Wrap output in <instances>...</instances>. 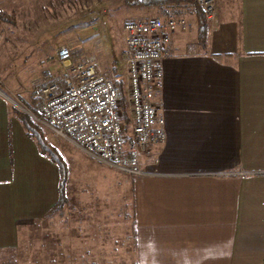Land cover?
Here are the masks:
<instances>
[{"label":"crops","instance_id":"obj_1","mask_svg":"<svg viewBox=\"0 0 264 264\" xmlns=\"http://www.w3.org/2000/svg\"><path fill=\"white\" fill-rule=\"evenodd\" d=\"M216 1L203 46L192 17L172 35L141 176L64 141L55 210L59 170L0 98V264L46 229L65 264H264V0Z\"/></svg>","mask_w":264,"mask_h":264},{"label":"built area","instance_id":"obj_2","mask_svg":"<svg viewBox=\"0 0 264 264\" xmlns=\"http://www.w3.org/2000/svg\"><path fill=\"white\" fill-rule=\"evenodd\" d=\"M195 2L206 22L216 24L217 1ZM186 28V20L175 16L123 25L127 126L122 122L116 79L100 73L92 56L71 64V51L66 47L57 51V59L64 66L60 82L50 81L35 91L40 107L34 119L55 137L108 169L131 177L143 175L141 154L166 138L164 120L154 105L161 86L160 63L169 55L172 35Z\"/></svg>","mask_w":264,"mask_h":264},{"label":"rangeland","instance_id":"obj_3","mask_svg":"<svg viewBox=\"0 0 264 264\" xmlns=\"http://www.w3.org/2000/svg\"><path fill=\"white\" fill-rule=\"evenodd\" d=\"M124 1L0 0V98L8 103L10 111L17 109L28 115L58 153L62 150L72 155L74 151L58 147L64 140L34 119L33 115L37 116L39 110L32 112L31 100H38L35 91L45 84L60 82L64 73V66L57 59L60 48L71 51V64L92 56L100 73L121 81L125 105L123 110L120 97L122 122L127 126L123 25L128 21L167 16L184 18L188 28L191 17L197 22L190 7L133 8L125 6ZM219 1L222 7L227 6V0ZM125 132L128 138V131ZM47 232V229L34 235L29 232L23 238V264H65L63 248L56 245L52 233L47 238Z\"/></svg>","mask_w":264,"mask_h":264},{"label":"trees","instance_id":"obj_4","mask_svg":"<svg viewBox=\"0 0 264 264\" xmlns=\"http://www.w3.org/2000/svg\"><path fill=\"white\" fill-rule=\"evenodd\" d=\"M125 6L133 7V8H180V7H190L197 19V37L198 43L200 45H204L206 43L207 38V23L204 17V14L200 10L199 6L195 2V0H125ZM1 16V14H0ZM116 69L113 68V73L116 74ZM117 85L120 89V97L121 104L123 110H125L124 105V95L122 93V83L121 81H117ZM40 103L38 100L32 98L31 100V110L32 112H37L39 110ZM12 113L16 116V118L20 121L26 136L35 141L39 152L42 156L49 159L53 162L60 174V182H59V198L58 203L55 207V210L62 209L65 203V184L67 180V168L66 164L57 152L46 140L43 131L41 128L26 114L23 112L12 109ZM125 120L127 118L125 117Z\"/></svg>","mask_w":264,"mask_h":264}]
</instances>
